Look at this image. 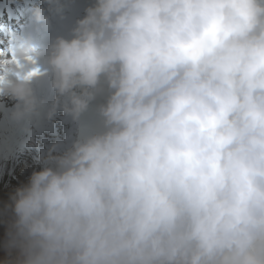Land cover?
<instances>
[{"label": "clouds", "instance_id": "clouds-1", "mask_svg": "<svg viewBox=\"0 0 264 264\" xmlns=\"http://www.w3.org/2000/svg\"><path fill=\"white\" fill-rule=\"evenodd\" d=\"M7 52L17 122L42 72L49 117L104 100L0 209L2 264H264V0H94L45 52L30 32Z\"/></svg>", "mask_w": 264, "mask_h": 264}, {"label": "bare ground", "instance_id": "bare-ground-1", "mask_svg": "<svg viewBox=\"0 0 264 264\" xmlns=\"http://www.w3.org/2000/svg\"><path fill=\"white\" fill-rule=\"evenodd\" d=\"M30 2H38L40 0H28ZM2 2V0H0ZM22 6L21 0H15L10 4L14 13ZM19 20H12L5 15L4 7L0 6V24L10 23L18 25ZM0 31V51L4 46L1 45ZM3 59V56H0ZM3 98L7 101L6 106L0 108V209H3L6 203H10V195L20 185L27 183L28 178L34 170H39L43 164L42 159L47 156L45 154L44 142L50 140L53 136L46 134L45 129L50 125L45 120L43 125L38 126L35 131L37 119L32 118L28 127H25L27 121L17 122L11 118V113L16 100L11 95H4ZM62 135V132H60ZM63 136V135H62ZM78 135L73 136V140ZM71 135H65L63 138H71ZM72 140V141H73ZM71 141V142H72ZM71 142L68 146L71 145ZM39 149L40 151H37ZM58 154V153H53ZM5 236V225L0 222V264L6 259V253L3 248V240Z\"/></svg>", "mask_w": 264, "mask_h": 264}, {"label": "snow or ice", "instance_id": "snow-or-ice-1", "mask_svg": "<svg viewBox=\"0 0 264 264\" xmlns=\"http://www.w3.org/2000/svg\"><path fill=\"white\" fill-rule=\"evenodd\" d=\"M31 57L28 58L29 61H31ZM17 63H19V61H17ZM39 72L38 68H33L32 71L30 73H28V75H35Z\"/></svg>", "mask_w": 264, "mask_h": 264}, {"label": "rangeland", "instance_id": "rangeland-1", "mask_svg": "<svg viewBox=\"0 0 264 264\" xmlns=\"http://www.w3.org/2000/svg\"><path fill=\"white\" fill-rule=\"evenodd\" d=\"M3 52V50H1ZM1 255V254H0Z\"/></svg>", "mask_w": 264, "mask_h": 264}]
</instances>
